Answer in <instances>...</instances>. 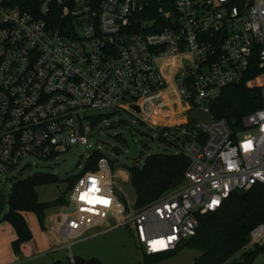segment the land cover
<instances>
[{
    "label": "built area",
    "instance_id": "built-area-1",
    "mask_svg": "<svg viewBox=\"0 0 264 264\" xmlns=\"http://www.w3.org/2000/svg\"><path fill=\"white\" fill-rule=\"evenodd\" d=\"M251 69L262 103L238 125L185 115L207 113ZM104 109L136 118L188 162L177 189L142 207L116 196L103 155L81 169L45 226L68 264L73 242L117 227L141 255L173 250L199 214L264 185V0H0V182L26 157L88 145L90 112ZM263 238L258 223L248 243Z\"/></svg>",
    "mask_w": 264,
    "mask_h": 264
},
{
    "label": "trees",
    "instance_id": "trees-1",
    "mask_svg": "<svg viewBox=\"0 0 264 264\" xmlns=\"http://www.w3.org/2000/svg\"><path fill=\"white\" fill-rule=\"evenodd\" d=\"M257 76V71L251 69L240 83L224 87L217 97L207 103L210 117L224 118L229 124L238 125L242 115L258 108L262 101ZM105 116L94 114L91 116V123L94 124ZM113 137L117 142L124 144L122 135ZM101 156L99 152L91 151L82 166V171L93 169ZM187 162L186 157L180 153L160 152L146 155L140 167L135 165L125 167L133 190V206L142 207L159 196L177 189L182 183ZM75 177L76 175L65 180L66 188L72 184ZM57 182H60V179L56 175L43 172H33L12 182L7 196L8 211L2 220L8 222L16 234V238L11 241L15 254H19L22 244L31 238V232L22 213H32L42 228L43 211L51 205L65 202L61 195L52 201L37 200L36 186ZM197 221L192 236L173 250L161 254H143L142 264H153L166 259L182 248L199 251L191 264H223L236 253L239 254L237 264H251L262 246L259 243L252 244L251 248L245 246L251 228L258 223H264V185L254 184L245 191L230 193L218 209L199 214ZM52 264L61 263L54 261ZM74 264L100 263L91 257L74 258Z\"/></svg>",
    "mask_w": 264,
    "mask_h": 264
},
{
    "label": "rangeland",
    "instance_id": "rangeland-1",
    "mask_svg": "<svg viewBox=\"0 0 264 264\" xmlns=\"http://www.w3.org/2000/svg\"><path fill=\"white\" fill-rule=\"evenodd\" d=\"M90 113L105 114L106 116L93 126H90L87 136L88 145H71L65 152L59 153L52 158L39 159L26 157L21 164L8 172L6 182L3 181L2 177L0 191L5 202L0 214L1 252L3 250V244L7 243L13 237L11 235L13 234L11 225L2 220V217L8 211L7 196L14 180L24 178L33 172L54 174L60 179V182L36 186L35 193L37 200L39 202L52 201L58 195L65 198L68 191L65 180L68 177L77 175L81 171L89 153L91 151H97L108 160V165L113 174V190L116 196L121 201H124V203L133 206V190L129 183L128 173L125 167L132 165L140 167L145 156L151 153H175L176 151L171 146L158 140L153 130L122 110L104 109ZM185 115L189 119L198 121L207 120L210 117L209 111L204 113L197 107L185 112ZM126 131L130 132L131 139L136 145L137 154L135 156H130L124 144L117 142L113 137L114 135L124 136ZM26 163L29 165L26 166ZM62 204L59 203L47 207L43 211L44 218L56 212ZM30 216H33L32 213H25V217L31 224ZM95 230H98V228H95ZM43 233L42 236H44ZM36 242L38 243V236L34 235L32 241L34 243L33 246H35ZM259 244L262 248L256 254L251 264H264V238ZM251 245V243H247L245 248H251ZM70 252L74 258L87 259L92 257L96 258L100 264H142V255L139 253L138 247L134 242L132 232L124 227L113 228L75 241L70 246ZM65 254L66 249H55L53 246L48 250L24 247L23 255L20 254L18 256L20 260L12 264H52L54 261L67 264ZM198 254V250L182 248L173 256L153 264H191L193 258ZM238 255V253L234 254L223 264H237Z\"/></svg>",
    "mask_w": 264,
    "mask_h": 264
},
{
    "label": "crops",
    "instance_id": "crops-1",
    "mask_svg": "<svg viewBox=\"0 0 264 264\" xmlns=\"http://www.w3.org/2000/svg\"><path fill=\"white\" fill-rule=\"evenodd\" d=\"M155 121H156V123L157 122H165V120H162V119H160V120L156 119ZM25 213L26 212H23L22 214H23V218L25 219V222H26V224H27V226L31 232V238L22 244L20 254L23 255L24 247L25 248L26 247H31V248L34 247V249H44V250L51 249L52 246L54 247L55 238H54L53 234L51 232H48L46 227H44V226L42 228L39 227V225H38L33 214H32L33 218L31 216L29 217L30 221H31V224H30L29 221L27 220V218L25 217ZM33 230H35V231H33ZM12 231H13V234H11V235H13V237H11L7 241V243L3 244V250H2V252L0 251V264H5L6 262H7V264H12V263L18 262L20 260L18 258V256L20 254L15 255L13 250H12V247H11V241L16 238V234H15L13 228H12ZM42 233L44 236H42ZM34 235L38 236V243L36 242L35 246H33L34 243H32Z\"/></svg>",
    "mask_w": 264,
    "mask_h": 264
},
{
    "label": "water",
    "instance_id": "water-1",
    "mask_svg": "<svg viewBox=\"0 0 264 264\" xmlns=\"http://www.w3.org/2000/svg\"><path fill=\"white\" fill-rule=\"evenodd\" d=\"M123 140H124V146L127 148L129 155L135 156L137 154V148L131 139V134L129 131H126V133L124 134ZM4 202H5L4 197L2 195V192L0 191V214L2 212ZM48 221H49L48 217H45L43 222L44 227L47 226Z\"/></svg>",
    "mask_w": 264,
    "mask_h": 264
},
{
    "label": "snow or ice",
    "instance_id": "snow-or-ice-1",
    "mask_svg": "<svg viewBox=\"0 0 264 264\" xmlns=\"http://www.w3.org/2000/svg\"><path fill=\"white\" fill-rule=\"evenodd\" d=\"M81 199H85V196L82 195V196H81ZM103 202L106 203V201H103Z\"/></svg>",
    "mask_w": 264,
    "mask_h": 264
},
{
    "label": "bare ground",
    "instance_id": "bare-ground-1",
    "mask_svg": "<svg viewBox=\"0 0 264 264\" xmlns=\"http://www.w3.org/2000/svg\"><path fill=\"white\" fill-rule=\"evenodd\" d=\"M181 120H182V118H177V119H176V121H181Z\"/></svg>",
    "mask_w": 264,
    "mask_h": 264
}]
</instances>
